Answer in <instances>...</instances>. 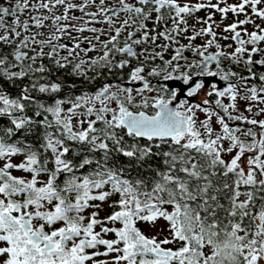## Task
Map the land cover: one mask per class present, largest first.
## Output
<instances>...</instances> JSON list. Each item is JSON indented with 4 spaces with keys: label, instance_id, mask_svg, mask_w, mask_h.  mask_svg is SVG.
<instances>
[{
    "label": "snow or ice",
    "instance_id": "1",
    "mask_svg": "<svg viewBox=\"0 0 264 264\" xmlns=\"http://www.w3.org/2000/svg\"><path fill=\"white\" fill-rule=\"evenodd\" d=\"M0 118V264H264V0L0 3Z\"/></svg>",
    "mask_w": 264,
    "mask_h": 264
},
{
    "label": "flooded vegetation",
    "instance_id": "2",
    "mask_svg": "<svg viewBox=\"0 0 264 264\" xmlns=\"http://www.w3.org/2000/svg\"><path fill=\"white\" fill-rule=\"evenodd\" d=\"M0 3H7V0H0ZM199 15H200V16H203L204 13H203V12H200ZM241 18H243V17H241ZM216 19H217V20L220 19L219 14H217ZM230 22H231V14H229V19H228L227 21H225V23H230ZM85 35H87V33H85ZM181 42H183V43H187L186 40H182ZM202 42H203V41L200 40V39H197V41H196L197 44H200V43H202ZM220 42H221V44H227V43H230L231 41H223V40H221ZM210 51H215V49L212 48V49H210ZM89 55H93V56H94V55H96V53H89ZM186 55H188L190 58H192V54H191V53H186ZM166 58H167V57H166ZM133 63H135V61H134ZM213 67H214V66H213ZM234 70H235V71H238V72L242 71L239 67H234ZM244 74H246V73H244ZM58 78H59V79H63V80L65 81L66 85L75 84V88L72 89V92H73L74 94H77V95L80 94L82 91H85V90H87V91L94 90L95 87H96L99 83H101V81L98 80L95 84H89V83H87V82H84V81H83L82 79H80V78H76V77L69 76L67 73H57V74H55V75H53V76L51 77L52 80H57ZM25 83H27V81L17 82L16 85H12V84H4V87L7 88V89L9 90L10 93H12V94H17V93L19 92L20 88H21V87L23 86V84H25ZM220 84H221V86H224L225 82H220ZM171 86H172V87H179L180 85H179V82H176V83H173ZM68 91H69V89H68V87L66 86L65 89H64V91H63L62 93H60V95H61V96H64L65 93H67ZM33 95L35 96V95H40V94H38V93H33ZM43 99H46V100H47V97H43ZM195 99H196L197 101L200 100V99H202V95H201V96H197V97H195ZM226 102H227V101H226ZM201 118H203V116H201Z\"/></svg>",
    "mask_w": 264,
    "mask_h": 264
},
{
    "label": "trees",
    "instance_id": "3",
    "mask_svg": "<svg viewBox=\"0 0 264 264\" xmlns=\"http://www.w3.org/2000/svg\"><path fill=\"white\" fill-rule=\"evenodd\" d=\"M45 101H47L46 99H44ZM50 102V101H49ZM30 115L32 114V113H29ZM0 123H4V124H6L7 123V121H6V119H3V118H0ZM27 135V134H26ZM28 139H29V141H31L32 140V136L31 135H29L28 136ZM78 152H83V150L82 149H80L78 146H76V145H73V151H72V153H70V155H69V158L71 159L72 158V156L73 155H75L76 153H78ZM83 154L84 155H87L88 153L87 152H83ZM115 155H118V154H114V159H115ZM80 157H77V160L79 159ZM97 158H99V155L97 156ZM19 159V158H18ZM122 165H126V163H127V161H126V158H123V157H121L120 158V161H119ZM82 172H84V173H87L88 171H90V169H88L87 167L84 169V170H81ZM79 174V173H78ZM21 175H23V173H21ZM128 175H135V173L134 172H132V173H128ZM105 211L104 212H101V216H104V215H106V214H108L109 212H110V209H107V206H105ZM140 228H141V230L146 234V235H153L151 232H149V231H146V230H144L143 229V227L145 226V225H143V224H140V225H138Z\"/></svg>",
    "mask_w": 264,
    "mask_h": 264
},
{
    "label": "rangeland",
    "instance_id": "4",
    "mask_svg": "<svg viewBox=\"0 0 264 264\" xmlns=\"http://www.w3.org/2000/svg\"><path fill=\"white\" fill-rule=\"evenodd\" d=\"M17 159H18V158H17ZM14 174H16V175H21V172H15ZM105 209H106V208H105ZM143 229L146 230V231L151 232L153 235L155 234V232H154L153 230L149 229V228L146 227V226H144Z\"/></svg>",
    "mask_w": 264,
    "mask_h": 264
}]
</instances>
